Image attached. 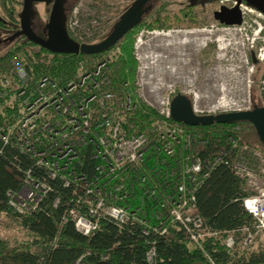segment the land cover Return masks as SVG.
I'll return each mask as SVG.
<instances>
[{"label":"built area","instance_id":"obj_1","mask_svg":"<svg viewBox=\"0 0 264 264\" xmlns=\"http://www.w3.org/2000/svg\"><path fill=\"white\" fill-rule=\"evenodd\" d=\"M236 2L231 0L230 6ZM220 3L224 4V1ZM238 6L241 14L246 9L257 10L242 1ZM114 53L112 48L88 60V65L87 60H79L74 76L64 85H57L47 75H42L34 84L25 85L27 71L21 64L16 71L12 70L10 77L0 75L3 93L15 79L9 98L11 101L21 99L15 120L0 126L1 139L36 156L37 163L47 168L49 177L60 178L61 185L70 188L61 218L71 220L75 230L83 235L89 236L98 230L102 218L112 220L119 227L139 222L144 235L150 229L165 232L164 221L169 220L185 231L189 240L200 249L212 238L226 248H232V232L220 234L206 227L203 218L193 213L197 187L218 162L228 164L227 153L222 151L219 155L204 157L191 153L198 134L169 116V103L174 93L159 94L154 99L147 97L148 94L152 96L149 91L158 87L150 84L149 76L147 80L143 77L145 68L140 70V66L136 67L134 83L142 99L156 110L157 115L148 117L142 127L130 122L126 117L135 105L129 98L105 87L109 80L105 69L109 68ZM137 75H140L139 79ZM260 88V105L264 106V76ZM192 110L196 114L213 113L199 109L195 103H192ZM80 150H88L87 156L94 160L90 175L86 169H76L77 160L82 166L77 156ZM241 150L250 152L245 147ZM251 154L255 167L248 164L244 154L235 153L231 161L243 185L254 179L256 169L264 160L259 149L254 148ZM61 171L65 172L60 175ZM137 189L142 191L141 195L134 193ZM47 190L46 182L35 179L27 171L21 187L15 192L8 191L7 196L13 208L27 212L35 208ZM148 197L155 201L145 208ZM241 199L245 210L256 220L253 230L243 228L246 233L242 243L247 244L252 241L253 233L264 232V186L257 193H247ZM58 200V197L54 199L53 206ZM146 211L155 212L157 224L152 226ZM148 243L145 256L148 261H153L155 248L153 241ZM79 260L72 264H79Z\"/></svg>","mask_w":264,"mask_h":264},{"label":"trees","instance_id":"obj_2","mask_svg":"<svg viewBox=\"0 0 264 264\" xmlns=\"http://www.w3.org/2000/svg\"><path fill=\"white\" fill-rule=\"evenodd\" d=\"M13 0H6L2 6L9 17L5 20L0 14V29L10 28V24L18 22L17 9ZM200 2H216L218 0L189 1L184 7L170 14L166 11V2L153 0L150 8L143 14L139 25L135 29L126 31L115 44L108 49L91 54L51 52L28 40L25 36H17L0 52V75L10 73L11 68L23 64L27 76L26 84H34L42 75L54 79L57 85H64L75 74L79 60L97 58L104 52L114 48L112 60L105 69L109 80L106 89L121 97L129 98L135 105L132 113L126 118L138 126H144L148 117L157 115L156 110L147 105L136 93L135 75L137 60L133 55L134 36L141 26L146 30H161L179 27L184 24L188 27L199 26L201 22L195 17L194 7ZM127 3L120 14L129 6ZM119 14V16H120ZM149 17L148 19H146ZM113 22L108 31L111 30ZM69 35L77 42L94 43L102 40L105 34L98 38L82 34L75 36L68 28ZM107 31V32H108ZM106 32V33H107ZM37 46L36 52L28 51V47ZM27 50V51H26ZM48 52L51 61L42 60L38 63L40 54ZM23 54V55H21ZM32 78L30 79V77ZM25 84V85H26ZM15 85V84H14ZM6 93L0 95V126L13 122L19 114L20 98L10 100V91L14 86L7 85ZM1 90V86H0ZM10 95V96H9ZM9 99H8V98ZM9 103V106L6 105ZM260 105V100L252 106ZM184 128L198 134L192 143L191 153L200 155H219L225 151L227 163L218 162L212 172L207 175L195 192L196 208L204 220V225L220 234L232 232L240 234L243 228L254 229L255 218L245 210L241 197L247 192L243 181L235 174L231 161L235 153L244 154L248 164L255 163L251 151L256 148L264 154V145L257 137L256 130L250 122H213L208 125H187ZM1 132V128H0ZM14 144L4 143L0 137V215L13 220L23 231L21 237L13 242L0 238V264H72L78 258L79 264H264V249L258 250L247 247L236 248L237 237H234V247L226 248L216 239H209L203 248L195 246L185 231L178 228L169 220L164 221L165 232L150 229L147 235L142 234L139 222L117 226L112 220L101 219L100 228L89 236L75 230L73 222L63 220L65 204L68 201L67 193L70 188L61 185L60 178L49 177L47 168L37 163L36 156L14 147ZM250 152H242L243 148ZM88 150L79 151L78 157L82 161L75 162L76 169H86L90 175L94 170V160L87 156ZM35 179L43 180L49 190L43 194L35 208L27 212H19L9 203L8 191H17L24 182L26 172ZM65 171H61V175ZM141 195L142 191H134ZM58 197L57 205L53 206ZM155 199L146 198L145 208L151 207ZM157 211V207L155 208ZM155 212L146 211V217L152 224H157ZM163 219V218H162ZM235 234V235H236ZM148 241H153L155 258L148 261L145 250Z\"/></svg>","mask_w":264,"mask_h":264},{"label":"rangeland","instance_id":"obj_3","mask_svg":"<svg viewBox=\"0 0 264 264\" xmlns=\"http://www.w3.org/2000/svg\"><path fill=\"white\" fill-rule=\"evenodd\" d=\"M5 1L0 0V6ZM130 1L70 0L66 4L68 28L75 36L86 34L98 38L106 34L110 25L118 19L123 7ZM164 1L166 11L172 14L190 0H160V2ZM223 1L224 4H231V0H228V3ZM12 2L19 11L21 0ZM220 2L221 0L217 3L199 1L196 4L195 17L201 22L198 27L182 24L168 30L149 31L144 26L136 30L132 44H134L133 55L137 58V67L140 66V70L145 68L146 76L143 77L147 80L149 76L150 84L158 87L151 91L147 89L152 93V96L147 93V97L154 99L159 94L181 92L199 109L213 113L250 109L254 102L257 103L261 99L260 86L264 76V15L252 8L246 9L242 13L240 24L225 26L212 16L222 5ZM34 8L37 20L46 21L48 5L35 2ZM6 12L0 7L1 16L8 20ZM8 32L0 29V52L6 46L4 38ZM166 32L169 34H165ZM186 39L189 43H180ZM222 46L224 48L220 49ZM36 47L30 46L27 50L34 54ZM51 57L48 52H44L40 54L38 63L42 60L49 62ZM19 65L11 68L10 73L12 70L16 71ZM10 73L4 75L10 77ZM139 78L140 75H137V79ZM10 82V86L16 83L15 79ZM135 86L136 93L141 95L137 85ZM0 95H3V88L0 90ZM8 102L11 103V98ZM6 105L9 106V103ZM255 174L251 182L242 185L249 194L257 193L264 186V160ZM22 231L13 220L0 215V238L13 242L22 236ZM245 233V230H242L239 235L230 234L237 237L236 248L264 249V232L253 233L252 241L243 244L242 238Z\"/></svg>","mask_w":264,"mask_h":264},{"label":"water","instance_id":"obj_4","mask_svg":"<svg viewBox=\"0 0 264 264\" xmlns=\"http://www.w3.org/2000/svg\"><path fill=\"white\" fill-rule=\"evenodd\" d=\"M22 11H20V30L18 33L25 36L33 43L46 48L50 52L59 53H98L111 47L121 38L126 31L139 22V18L150 8L151 4H147L150 0H133L128 7L116 19L110 31L105 37L94 43L77 42L70 37L64 35L62 28L58 25L53 34L54 38H42L34 34L29 26V0H24ZM244 2L251 7L259 10L264 14V0H237L232 7L221 5L214 11V19L226 25L240 24L242 21L241 10L238 6L239 2ZM191 100L185 94L178 92L174 94L170 101L169 111L170 117L175 121L182 122L187 125H210L213 122H234L248 121L254 126L257 137L264 145V106L254 105L250 109L223 111L218 113L196 114L192 110Z\"/></svg>","mask_w":264,"mask_h":264},{"label":"flooded vegetation","instance_id":"obj_5","mask_svg":"<svg viewBox=\"0 0 264 264\" xmlns=\"http://www.w3.org/2000/svg\"><path fill=\"white\" fill-rule=\"evenodd\" d=\"M132 1L133 0H131V2ZM152 1L153 0H150L147 4H149V3L151 4ZM191 1L194 2V0H191ZM35 2H43V3L48 5V10H46L47 11V20L46 21L39 22L37 20L36 11H34L35 10V8H34ZM67 2H70V0H29V7H28V12H29L28 21H29V23L28 24H29L30 28L32 29V31L34 32V34H36L37 36H40L42 38H54L53 34L55 32V29L58 25H60L64 35L73 39L69 35L68 25L66 22L68 20V16H67L68 11L66 10L67 9V7H66ZM24 3H25V1L21 0L20 10L16 11L17 16H18L17 24L16 23H13L12 25L10 24V28L5 29L6 31H9L4 38V44H6V45L8 43H10L11 41H13L17 36H23L22 34L18 33V31L20 30V23H19L20 22V13H21L20 11H22ZM222 5H225L227 7H232V6H230V4L229 5L228 4H222ZM118 17H120V16H118ZM142 17H143V15H142ZM141 18H139V19L141 20ZM140 20H139V22H140ZM139 22L137 24H135L133 27H131L128 31L132 30V32H133L135 27H137L139 25ZM220 24H223V23H220ZM224 25L228 26L226 24H224ZM106 34H108V33H106ZM74 41H76V40H74Z\"/></svg>","mask_w":264,"mask_h":264},{"label":"bare ground","instance_id":"obj_6","mask_svg":"<svg viewBox=\"0 0 264 264\" xmlns=\"http://www.w3.org/2000/svg\"><path fill=\"white\" fill-rule=\"evenodd\" d=\"M165 34H169V32H166ZM188 39V38H187ZM186 39V41H182V42H180V43H189L188 41L189 40H187ZM193 41V40H192ZM194 42H196V41H194ZM224 48V46H222V47H220V49H223ZM223 89V88H222ZM218 90H221V89H218ZM220 105H222V104H220Z\"/></svg>","mask_w":264,"mask_h":264}]
</instances>
